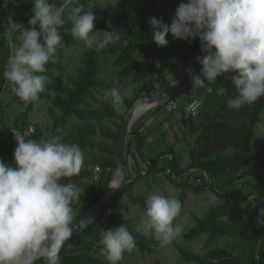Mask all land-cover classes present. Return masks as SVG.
Returning a JSON list of instances; mask_svg holds the SVG:
<instances>
[{
    "label": "trees",
    "instance_id": "1",
    "mask_svg": "<svg viewBox=\"0 0 264 264\" xmlns=\"http://www.w3.org/2000/svg\"><path fill=\"white\" fill-rule=\"evenodd\" d=\"M60 4L62 0H53ZM130 2L132 5H129ZM187 0H122V2H103L102 0H80L85 11L91 10L96 16V29L103 31H118L121 40L115 45L107 46L103 52L85 48L83 43L71 35V23L62 28V42L68 46L80 48V60L76 66V74H68L64 95L55 94L51 97L49 90L56 88L46 81L45 91L39 94L40 99L51 98L50 109L53 125L46 130L37 126L33 135H27L31 126L33 101L14 119L11 128L7 123V109L1 103L5 92H11L5 85L3 77L11 51L20 41L17 39L20 29L12 30L9 41L6 36L0 37V154L10 155L8 165L15 164L14 149L16 141L14 132L25 135L26 139L39 140L48 136L59 135L64 143H76L84 152V158L93 154V161L103 169L100 181L94 177V170H89L90 161L84 159L79 176L71 178L81 188L78 201L72 205L74 211L79 209L72 227L84 215L88 214L102 198L114 176V168L118 145L124 122L135 102L143 96H152L158 91L166 90L173 84L169 77L173 72L189 69L194 73L201 71L197 57L202 56L199 38L191 43L178 41L169 33L166 37L168 46L161 48L154 43L153 32L149 23L155 17L169 26L175 16L177 7ZM164 4L168 8H162ZM159 6L161 8H159ZM32 0H0V32L3 27L12 29L13 24L26 25L29 22L28 13H33ZM66 54L58 47L54 59L46 66L44 75L47 78H58L57 70H65L62 61ZM112 63L119 80H131L135 85L132 96H124L121 114H117L109 100H102L96 94L103 89L110 90L112 84L105 73L107 63ZM48 80V79H47ZM223 86L227 89L221 96L216 89ZM12 93V92H11ZM236 94L234 85L224 77L216 83L191 87L175 95L170 101L183 99L189 104L193 100H202V107L196 116L188 115L186 107L181 110V124L193 134V143L189 150L188 167H184L173 142L169 152L146 156L147 129L145 123L136 121L132 127L134 135L127 143V159L137 152V160L146 166L144 170L135 165V180L126 179L122 195L104 212L97 221L82 234L75 237L60 250V264H108L94 254L99 248L101 230L107 226L125 225L135 238V247L143 254L155 253L160 242L154 236L138 232L124 217V203L121 199L128 196L135 204L146 209V199L135 194V186L141 177H156L165 173L166 177L181 190L180 200L185 202L188 192L202 194L208 190L216 193L221 203L204 210L203 216L190 211L195 224L182 232L179 237L191 242L200 237L205 238L204 252L193 246L177 240L173 246L179 252L180 260L192 264H264V223L256 226L261 218L260 211L264 209V139L260 137V126L264 124V98L251 106L239 110L232 109L227 99ZM20 101L16 96L12 101ZM168 101V102H170ZM96 102L99 105L94 106ZM168 102L160 106L165 109ZM188 106V105H187ZM80 123L69 125L72 119ZM138 125H137V124ZM101 136L103 139H100ZM178 141V140H177ZM142 150V151H141ZM170 156V159L163 160ZM128 168V162H126ZM139 167L138 169H136ZM191 170L199 171L201 183H192L191 176L184 178ZM141 171V172H140ZM146 171L145 174L143 172ZM143 174L140 176V174ZM65 183L68 181H64ZM103 192L97 194L99 187ZM247 189V190H246ZM254 197L258 203L249 215L241 213L242 206ZM228 242L224 246L216 245L223 239ZM35 264H43L39 260ZM137 264V263H136ZM145 264V263H144ZM154 264H165L159 258Z\"/></svg>",
    "mask_w": 264,
    "mask_h": 264
},
{
    "label": "clouds",
    "instance_id": "2",
    "mask_svg": "<svg viewBox=\"0 0 264 264\" xmlns=\"http://www.w3.org/2000/svg\"><path fill=\"white\" fill-rule=\"evenodd\" d=\"M32 3L31 27L18 26L20 43L3 72L5 86L24 103L45 91L46 66L57 54L66 23H71L74 39L97 52L121 40L118 31L97 30L96 16L85 11L80 0ZM149 23L154 43L161 48L168 46L169 33L189 43L199 38L201 71L188 70L194 88L220 77L230 80L236 94L227 104L236 110L264 98V0H187L177 7L170 26L155 17ZM226 91L223 86L216 89L221 96ZM105 99L121 114L124 96L118 88L108 91ZM14 136V166L0 160V264H60V250L75 231L72 205L81 188L71 178L79 176L84 152L59 135L45 134L39 140L19 132ZM181 208L175 196H149L137 231L154 236L163 247L173 244L184 231L176 222ZM99 244L108 264H119L135 246V238L123 225L101 230Z\"/></svg>",
    "mask_w": 264,
    "mask_h": 264
},
{
    "label": "rangeland",
    "instance_id": "3",
    "mask_svg": "<svg viewBox=\"0 0 264 264\" xmlns=\"http://www.w3.org/2000/svg\"><path fill=\"white\" fill-rule=\"evenodd\" d=\"M103 2H114L119 3L122 2V0H102ZM129 5H132L130 2ZM162 8H168L164 4H160ZM159 6V8H161ZM33 13H28V16L31 17ZM20 24H13L12 29H8L6 27H3L0 32V37L6 36L8 40H11L12 37V30L19 29L18 26ZM25 28H30L29 22L26 25H23ZM59 48L64 50V53L66 56L62 58V61L65 62L66 68L65 70H57L58 78L63 80H56L52 78H48V82L55 86L56 88H52L49 90L51 97L55 94H61L64 95L65 91V83L68 74H76V66L79 63L80 60V48L76 46H68L66 43H61ZM104 50V49H103ZM103 50L100 51V53L105 56ZM109 75L108 81L112 84V88H118L121 93H124L127 96H132L135 90L134 83L127 79L125 82H122L119 80L118 73L116 69L114 68L113 64L107 63L105 67V73ZM187 75L186 69H180L175 72H173L172 75H170L169 80L172 84H176L182 80H184ZM111 88V89H112ZM110 89V90H111ZM110 90H101V93L96 92V94H99V98L102 100L105 99V94ZM160 92V91H158ZM145 97V96H143ZM15 98V94L11 92H5L1 97V103L2 106L7 109V123L9 127L14 126V119L23 112L25 109V106H27L29 103H24L21 101H12V99ZM203 102L202 100H200ZM179 104V108L175 113L168 114L165 110L166 109H160V106L162 104L154 105L150 107L146 112H144L141 116H139L135 122L138 120L140 121L139 125L144 122V119H147V129H150L147 133L148 140L150 139V144L146 143V147L144 149L146 156H154L156 154H163L165 152H169L170 146L173 142L178 143V145L175 147V151L178 153L179 158L182 161V164L184 167H188L189 162V150L191 149L192 143H193V134H191L187 127H184L181 124V110L183 107H186L187 112V103L183 101V99H180L176 101ZM94 106H98L99 104L96 102H93ZM164 104V103H163ZM52 99L51 98H44L40 99L37 98L33 101V110L31 112V126L29 130L27 131V135H33L37 131V126L40 128L46 130L48 127L51 128L53 125V117L51 115L50 109L52 106ZM188 114V112H187ZM80 121L76 118L72 119L69 125L78 124ZM137 124V123H136ZM134 125V124H133ZM138 125V124H137ZM133 127V126H132ZM132 129V128H131ZM16 132V131H15ZM100 139H103L101 136H99ZM260 137L264 139V124L260 126ZM147 140V141H148ZM178 140V141H177ZM133 156H129L127 161L128 162V168H127V178L128 180H135L137 177V174L135 173V165H137V152H132ZM94 155L88 154L85 156L84 159H88L90 161V168L89 170H93L97 163L95 164L93 161ZM170 156H166L163 158V160L170 159ZM10 155L7 154H0V160H2L5 164L9 162ZM139 167L141 170L146 169L145 165L142 163H139ZM137 167L136 169H138ZM141 172V171H140ZM140 176L143 175L139 173ZM202 173L199 171L191 170L189 174H187L184 178H188V176H191L192 183H201V180H199L202 176ZM100 178L97 181H100ZM109 189V188H108ZM104 191L105 196H107L109 190ZM247 190V189H246ZM103 192V186L99 187L97 190V194H100ZM135 194L136 196H140L146 199H148L151 195H164V196H175L180 200L181 190L178 189L167 177L165 173H160L156 177H141L140 182L135 186ZM103 197V196H102ZM78 201V200H77ZM181 201V200H180ZM121 202L124 203V213L123 217L129 221L131 225L137 230L139 226L140 218L145 213V208H143L140 204H135L133 200H131L128 196H124L121 199ZM221 203L220 197L214 193L211 190H208L202 194H196L192 191L188 192L187 198L185 202L182 203L181 201V212L179 216L177 217L176 222L180 223L183 226L184 231H186L190 226H193L195 224V219L190 215V211H195L196 215L203 216L204 210H207L208 208H211L213 206H216ZM264 204V200H263ZM258 203L255 201L254 197L250 198L241 208V213L244 216L249 215V213L257 207ZM79 213V209H76L74 211V220L76 219L77 214ZM261 216L264 218V209H261L260 211ZM85 216V215H84ZM83 216V217H84ZM82 217V218H83ZM81 218V219H82ZM80 219V220H81ZM73 220V221H74ZM79 220V221H80ZM78 221V222H79ZM77 222V223H78ZM263 220L261 218H258L256 221V226L260 227L263 224ZM75 225V224H74ZM73 225V226H74ZM115 227L107 226L106 230L114 229ZM177 241L188 244L189 246H193L196 250L200 252H204L206 249L205 246V238L200 237L195 241L191 242H185L181 238H178ZM227 239H223L220 242H217L216 245L224 246L227 242ZM102 245L99 244V248L94 251V254L98 257L105 260L107 263L108 261L106 258L101 255L100 249ZM163 259L165 264H192V263H185L180 260L179 252L177 249L173 246V244L163 247L161 244L157 247V252L149 254V253H142L137 247H133L131 251H126L123 254V257L119 264H154L157 259Z\"/></svg>",
    "mask_w": 264,
    "mask_h": 264
},
{
    "label": "water",
    "instance_id": "4",
    "mask_svg": "<svg viewBox=\"0 0 264 264\" xmlns=\"http://www.w3.org/2000/svg\"><path fill=\"white\" fill-rule=\"evenodd\" d=\"M200 73V72H199ZM197 73V74H199ZM193 87V83L190 79V76L185 78L184 80L173 84L166 90H162L160 92L155 93L152 96H145L139 98L133 108L129 111V114L124 122V126L121 132V137L118 145V151L116 156L115 168H114V176L111 184L115 183V186L111 190L108 196L103 195L100 201L94 206V208L86 214L78 223H76L73 228L75 229L73 237L65 243V245L69 244L75 237L82 234L88 227L94 224L97 219L106 211L110 209L112 204L122 195L127 179V143L129 137L134 135L132 131V126L135 123L133 120V113L139 103H145L150 105H158L163 104L171 100V98L175 95L182 93L183 91ZM142 151V150H141ZM109 189L111 188V185ZM64 245V246H65ZM39 261V260H38ZM36 261V262H38ZM35 262V263H36Z\"/></svg>",
    "mask_w": 264,
    "mask_h": 264
},
{
    "label": "built area",
    "instance_id": "5",
    "mask_svg": "<svg viewBox=\"0 0 264 264\" xmlns=\"http://www.w3.org/2000/svg\"><path fill=\"white\" fill-rule=\"evenodd\" d=\"M201 107H202V102L200 100L196 99L191 101L187 106L188 115L196 116L199 113ZM178 108H179V104L176 101H170L167 103L165 111L168 114H172L175 113L178 110ZM93 170H94V177L96 180H98L100 178L103 169L100 165H96ZM145 173L146 171L143 172V174Z\"/></svg>",
    "mask_w": 264,
    "mask_h": 264
},
{
    "label": "bare ground",
    "instance_id": "6",
    "mask_svg": "<svg viewBox=\"0 0 264 264\" xmlns=\"http://www.w3.org/2000/svg\"><path fill=\"white\" fill-rule=\"evenodd\" d=\"M155 105V104H154ZM154 105H150V104H145V103H139L136 107V109L134 110L133 113V120L135 121L139 116H141L144 112H146V110H148L150 107L154 106ZM116 182H113L111 185V188L108 189V194L107 196L110 194L111 190L113 189V187L115 186Z\"/></svg>",
    "mask_w": 264,
    "mask_h": 264
},
{
    "label": "crops",
    "instance_id": "7",
    "mask_svg": "<svg viewBox=\"0 0 264 264\" xmlns=\"http://www.w3.org/2000/svg\"><path fill=\"white\" fill-rule=\"evenodd\" d=\"M146 120H147V119H144V122H143V123H145V125L148 124ZM149 141H150V139L148 140V142H149ZM149 144H150V142H149ZM137 163H138L137 165L139 166V163H141V161H140V162L138 161ZM142 163H143V162H142ZM143 164H144V163H143Z\"/></svg>",
    "mask_w": 264,
    "mask_h": 264
}]
</instances>
